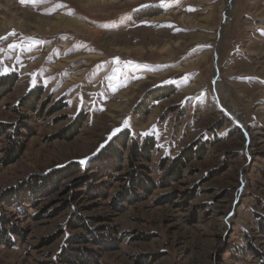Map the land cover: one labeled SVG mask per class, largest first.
<instances>
[{
	"label": "rangeland",
	"instance_id": "obj_1",
	"mask_svg": "<svg viewBox=\"0 0 264 264\" xmlns=\"http://www.w3.org/2000/svg\"><path fill=\"white\" fill-rule=\"evenodd\" d=\"M0 37V264H264V0H0Z\"/></svg>",
	"mask_w": 264,
	"mask_h": 264
},
{
	"label": "trees",
	"instance_id": "obj_2",
	"mask_svg": "<svg viewBox=\"0 0 264 264\" xmlns=\"http://www.w3.org/2000/svg\"><path fill=\"white\" fill-rule=\"evenodd\" d=\"M17 80L16 75H12V74H6L4 76H2L0 78V96L3 94V92L8 91L13 84L15 83V81ZM123 134H127V132H124ZM126 137H123V144L125 145V140ZM154 142L152 138H146L144 140V142L141 145H136L133 146V149L130 152V159L133 161L134 163V158L135 157H139V158H146L148 159L150 156V153L152 151V149L154 148ZM13 149H21V146L18 144L17 141L14 142L13 144ZM178 168H174V172L177 170Z\"/></svg>",
	"mask_w": 264,
	"mask_h": 264
},
{
	"label": "bare ground",
	"instance_id": "obj_3",
	"mask_svg": "<svg viewBox=\"0 0 264 264\" xmlns=\"http://www.w3.org/2000/svg\"><path fill=\"white\" fill-rule=\"evenodd\" d=\"M196 39V38H195ZM218 88L219 90L221 91L222 93V105L227 109V110H230L232 113H239L241 110H240V107H239V104L236 103L234 100L235 98L233 97V94L231 92V90L227 87H225V85H223L222 82L218 81ZM231 104L232 106H234L235 108H232L231 107Z\"/></svg>",
	"mask_w": 264,
	"mask_h": 264
},
{
	"label": "snow or ice",
	"instance_id": "obj_4",
	"mask_svg": "<svg viewBox=\"0 0 264 264\" xmlns=\"http://www.w3.org/2000/svg\"><path fill=\"white\" fill-rule=\"evenodd\" d=\"M37 2H43V0H21V3H33V4H35ZM189 10H194V9H189ZM145 23H147V22H145ZM12 34L14 35L15 33L13 32ZM4 38H6V37H0V39H4ZM117 60H118V58H117ZM4 71L6 72L7 69H5ZM117 71H119V70H117ZM0 74H3V73H0ZM115 131L118 132V131H120V129H116Z\"/></svg>",
	"mask_w": 264,
	"mask_h": 264
}]
</instances>
